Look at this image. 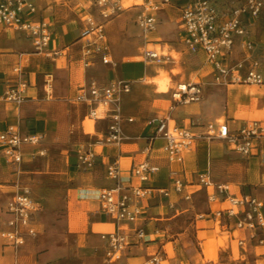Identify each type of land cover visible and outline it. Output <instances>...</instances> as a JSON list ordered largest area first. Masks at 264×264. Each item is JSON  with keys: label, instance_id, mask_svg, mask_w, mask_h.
<instances>
[{"label": "crops", "instance_id": "1", "mask_svg": "<svg viewBox=\"0 0 264 264\" xmlns=\"http://www.w3.org/2000/svg\"><path fill=\"white\" fill-rule=\"evenodd\" d=\"M35 2L36 17L47 19L53 30L43 49H37L26 33L0 25V132L14 126L22 134L43 135L39 145H23L20 164L7 162L0 148V231L8 218V201L20 185L34 189L43 184L44 188L42 196L31 195L40 205L34 214L37 233L26 235L24 243L16 247L0 234V264H152L154 257H159L158 264H203L215 260L222 250H232L234 242L239 248L264 247L252 237L253 231L237 229L233 219L225 224L216 216V211L227 205V193L254 194L255 186L264 185V136L251 155L238 153L224 139L199 136L208 123L217 126L221 117L231 130L254 120L264 126V85L252 90L248 87L254 85L217 83L204 54L187 50L180 10L175 5H166L156 13L158 23L148 33L122 16L123 12L105 21L111 62L104 63L100 53L86 54L92 35H82L87 17L103 21L99 7L91 0ZM222 4L227 7L230 3ZM135 8L136 16L143 11L141 4ZM161 13L168 20L162 21ZM257 18L248 22L249 36L255 43L252 56L264 55V33H258L257 39L250 27ZM160 23L172 25L156 31ZM157 33L159 38L179 44L182 52L202 60L203 64L185 78L188 84L201 83L200 100L175 101L172 89L159 91L150 80L158 69L154 61L144 59L143 51L162 44L151 42ZM246 53L237 45L230 57L238 60ZM165 55L168 58L161 64L172 63V56ZM176 79L181 81L182 77ZM118 80L129 81L131 89L119 94L123 137L109 142L103 137L108 119H95L90 124L88 104L75 99L91 81L108 85ZM9 93L11 99L7 98ZM130 117L132 121L127 120ZM161 120L198 135L182 159H170L166 139L156 135ZM40 148L46 150L45 155H38ZM80 148L94 150L91 167L80 162ZM113 160L119 161L125 185L136 182L130 175L134 165L147 160L158 169L144 183L150 194L133 200L141 213L129 227L131 231L141 227L144 237L131 236L121 258L110 261L103 235L115 231L117 223L101 210L97 192L115 185L107 175V165ZM62 161L66 225H62ZM205 174L215 184L229 185L228 191L221 193L215 185L201 184L200 175ZM176 179L182 183L179 190L175 189ZM50 183L57 185L54 192L60 200V207L54 209L46 205ZM199 197L203 198L202 207L196 209ZM41 211L45 216H57V223H38ZM217 226L220 233L229 234L224 245L219 243ZM240 239L245 241L243 245Z\"/></svg>", "mask_w": 264, "mask_h": 264}, {"label": "built area", "instance_id": "2", "mask_svg": "<svg viewBox=\"0 0 264 264\" xmlns=\"http://www.w3.org/2000/svg\"><path fill=\"white\" fill-rule=\"evenodd\" d=\"M100 8L103 21L96 22L87 17L88 22L82 35H92L88 40L86 54L100 53L104 63L111 62L108 43L104 32V22L117 15L124 8L122 0H91ZM222 3H230L224 7ZM143 11L136 17V23L146 33L155 29L158 19L156 13L166 5H175L181 14L182 40L191 53L202 52L217 83L223 85L248 84L264 85V55L252 56L255 43L249 36L248 22L259 16L264 9V0H142ZM38 11L35 0H0V25L26 33L37 49L47 46L53 30L50 22L37 18ZM239 45L247 53L234 60L231 53ZM143 57L147 61H163L168 57L160 55L154 49H145ZM91 81L78 94L75 101L87 103L90 119H108L104 138L109 142H119L123 137L121 123L124 119L119 106V94L130 91V82L118 80L108 85H99ZM178 102L198 101L202 98V86L199 82L178 85L174 92ZM13 96L7 95L8 99ZM127 120L132 121L133 118ZM166 139L165 151L170 159H182L183 152L188 149L198 136L189 128L168 124L161 120L156 135ZM154 135V136H156ZM154 136L150 138L153 139ZM205 138L226 140L231 148L243 155H251L258 141L264 136V126L259 121H250L235 130H231L226 121L208 123L206 130L199 134ZM43 135L39 132L22 134L14 126H8L0 132V148L4 159L9 163L20 164L23 161L22 148L25 144L39 145ZM46 150L40 148L38 155H45ZM80 162L86 167L94 164L93 149L78 150ZM157 166L144 161L131 168L130 175L136 178L134 184L125 185L121 176L118 160L107 165V175L115 180L113 187H104L97 192L101 210L116 220L117 228L103 238L107 241L106 258L115 261L121 258L123 251L130 244L131 236L138 239L144 237L141 227L133 231L129 224L135 222L141 213V207L134 199H142L150 194V188L144 183ZM199 182L204 185H215L219 192L228 191L229 185L215 184L205 174L200 175ZM175 189H181L182 183L174 180ZM128 189V191L126 190ZM165 192V191H164ZM167 194V191L165 192ZM227 205L216 211L218 219L228 224L233 219L237 229L253 231V238L264 243V200L252 193H227ZM40 205L28 192L27 188L17 190L8 201L6 212L8 218L5 228L0 231L8 244L13 247L24 243L26 235L37 233L34 214ZM245 241L239 240L243 245ZM159 257H154L152 264H158Z\"/></svg>", "mask_w": 264, "mask_h": 264}, {"label": "rangeland", "instance_id": "3", "mask_svg": "<svg viewBox=\"0 0 264 264\" xmlns=\"http://www.w3.org/2000/svg\"><path fill=\"white\" fill-rule=\"evenodd\" d=\"M126 0H122V4L124 5V2ZM138 3H132L130 5H124V8L121 10L120 13H122V16H127V20H132L133 22L136 23V13L138 12V9L135 8L139 4H141L142 0H138ZM223 0H219V2H222ZM118 13V14H120ZM117 14V15H118ZM115 15V16H117ZM113 16V17H115ZM173 16V14H172ZM111 17V18H113ZM110 18V19H111ZM161 18L163 20H168V17L165 13H161ZM172 24L169 25V23H160V26L156 28V31L159 28H170ZM251 27V32L254 34L257 39H259V36L257 35L258 33L262 34L264 33V10L262 14L256 19L254 25L250 26ZM160 34H155L152 35L151 37L153 38V41H158L161 42L162 44L160 46H155V50L160 54V55H165V54H170L173 58L172 63H167V64H161L160 62L154 61L153 65L156 66L158 69V73L155 77H152L150 80L152 83H154L158 89V84L155 83L153 80L156 78H161L164 80H167L168 84V89L165 92H169L170 89H172V96L175 99L176 96H174L173 92H175L178 89V85L182 83H187L185 78L192 72V69L199 64H203L202 60L196 56L193 55H188L187 53L182 52L180 49V45L177 43H173L174 41H171L169 39H164V38H159ZM150 47H153L150 45ZM167 70V68H169ZM177 76H181L182 80L181 81H176ZM257 86H249L248 88L250 89H255ZM175 101H177L175 99ZM87 119H85L86 121ZM84 121V122H85ZM224 121V118L221 117L217 120V122H222ZM37 161V160H35ZM40 162V161H39ZM38 162V163H39ZM41 164V163H40ZM64 175H65V168L63 165L62 161V225H66L67 223V216L65 212V191H66V183L64 181ZM57 185L50 183L48 185L50 194L47 197L46 200V205L49 209H54L60 207V200L55 194L54 190H56ZM47 187V188H48ZM24 188H27L28 192L32 196H42L43 195V184H40L36 186L34 189L33 187L29 186H21L19 187L18 190H23ZM54 194V195H53ZM254 194L260 196L262 199H264V185H258L254 187ZM202 197L196 198L194 204H196L197 208L200 209L202 207ZM37 220L38 223L44 224H56L58 217L57 216H52V215H43L42 211L37 215ZM217 233L219 234L218 230L216 229ZM221 244V243H220ZM225 243L221 244L224 245ZM203 264H264V247H259L256 249H252L250 247L247 248H239L237 244L234 242L232 250H227V251H220L218 257L210 262H205Z\"/></svg>", "mask_w": 264, "mask_h": 264}, {"label": "bare ground", "instance_id": "4", "mask_svg": "<svg viewBox=\"0 0 264 264\" xmlns=\"http://www.w3.org/2000/svg\"><path fill=\"white\" fill-rule=\"evenodd\" d=\"M138 0H126L124 2V5H130L132 3H138ZM123 5V4H122ZM123 5V6H124ZM155 83L158 84V90L159 91H166L168 89V84H167V80L161 79V78H156L153 80ZM181 85H184V83H182ZM156 88V87H155ZM155 94V93H154ZM90 124H93V119H88ZM217 230L219 232V243L223 244V243H227V241L229 240V234L227 233H220V228L219 226H217ZM223 231V230H222ZM200 259V258H199Z\"/></svg>", "mask_w": 264, "mask_h": 264}, {"label": "trees", "instance_id": "5", "mask_svg": "<svg viewBox=\"0 0 264 264\" xmlns=\"http://www.w3.org/2000/svg\"><path fill=\"white\" fill-rule=\"evenodd\" d=\"M245 193H249V192H245Z\"/></svg>", "mask_w": 264, "mask_h": 264}]
</instances>
